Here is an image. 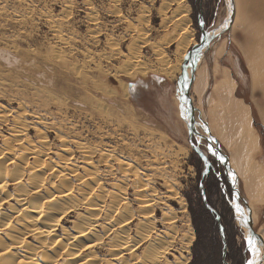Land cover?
I'll return each mask as SVG.
<instances>
[{
	"label": "rangeland",
	"instance_id": "obj_1",
	"mask_svg": "<svg viewBox=\"0 0 264 264\" xmlns=\"http://www.w3.org/2000/svg\"><path fill=\"white\" fill-rule=\"evenodd\" d=\"M234 2L232 29L214 41L224 42L223 51L213 56L210 46L202 59L207 68L204 92L200 98L190 95L210 127L206 112L211 107L212 89L221 73L229 70L235 94L249 109L247 122L257 141L252 158L264 170V93L252 85V69L257 67L252 59L258 48L251 42L252 32H264V0ZM181 4L189 6L186 13ZM200 12L205 27L211 29L225 17V0H0V135L9 134L12 116L22 115L28 142L42 135L47 147L62 152L60 141L66 138L78 164L82 160L72 146L76 139L92 150L100 172L106 169L105 163L99 162L101 153L110 154L116 167L115 158L122 164L130 162L124 170L132 173L134 166L152 189L155 230L149 238L165 228L164 219L172 221L168 235L173 237L174 247L167 254L169 259L186 256V264H224L218 221L202 201L197 159L177 104L175 81L179 74L172 78L158 69L162 60L169 64L177 61L180 42L185 45L181 71L183 57L194 45L186 41L189 37H184L182 28L187 25L197 42ZM139 33L145 37L140 39ZM156 48L164 55L162 59ZM3 114L9 116L8 121L2 122ZM104 171L101 176L106 188L116 180L125 189L133 218L130 235L135 237L140 206L131 184L133 177L125 185L120 172L111 176ZM235 176L243 196L241 180ZM207 184V203L220 215L224 228V259L228 264H244L249 253L242 230L220 184L214 180ZM258 204L251 214L256 231L264 225V190ZM9 205H14L12 200L4 207ZM84 210L80 207L67 213L61 225L68 228ZM187 221L194 238L186 252L180 240ZM107 227L100 223L97 230ZM110 237L105 236L104 242ZM149 238L122 257L139 254ZM108 248L104 244L96 254L108 258Z\"/></svg>",
	"mask_w": 264,
	"mask_h": 264
},
{
	"label": "bare ground",
	"instance_id": "obj_2",
	"mask_svg": "<svg viewBox=\"0 0 264 264\" xmlns=\"http://www.w3.org/2000/svg\"><path fill=\"white\" fill-rule=\"evenodd\" d=\"M233 3L235 17L234 0ZM181 5L186 13L189 6ZM234 17L230 24L231 29ZM55 31L56 37L60 39L57 30ZM182 33L184 37H189L186 40L188 43L198 42L192 40L193 33L187 25L182 28ZM138 37L143 39L145 36L139 33ZM215 40L210 43L213 56L224 49V42L218 43ZM251 42L258 48L255 49L256 54L252 59L257 62V67L252 69V85L264 93V32H252ZM178 44L180 49L177 51V61L169 64L162 60L158 65L163 74L172 78L180 74V62L185 52V45L180 42ZM156 49L158 55H161L160 50ZM135 56L137 55L133 57ZM163 56L162 54L161 59ZM203 62L201 60L197 65L190 88V92L197 98L201 97L206 87L207 68ZM138 67L135 64V68ZM122 71L130 72L126 69ZM221 74L222 77L212 89L211 107L206 112L211 123L209 129L211 128L213 136L228 150L230 166L241 180L243 197L254 215V209L258 207L264 190V170L252 158L257 141L247 122L248 106L235 94L234 81L229 70ZM1 117L2 122L9 120L7 114ZM201 117L205 119L202 112ZM23 119L22 115L12 116L9 134L0 135V264H186V256H173L172 259L167 257L174 247L173 237L168 235L172 221L164 219L165 228L149 238L150 233L155 230V220L151 213L152 189L134 166L133 170L130 168L132 173H129V169L124 170V165L127 168L131 166L130 162L122 164L120 159L114 157L118 163L116 167L111 162L110 154L101 153L99 158V162L103 161L106 165L104 172L111 176L121 173L122 184L126 185L133 177L131 184L137 191L136 199L140 206L139 221L134 225L135 237L130 235L129 223L133 218L125 197V189L116 180L109 183L111 188L104 186L105 181L101 176L103 171L100 172L95 165L92 150H88L84 142L74 140L72 146L79 151V158L82 160V164H78L72 156L73 150L69 147L68 140L62 136V152L47 147L46 141L40 138L44 137L42 135L38 140L28 142ZM262 119L264 121V115ZM214 148L213 143L210 149L218 153ZM8 200H12L14 205L5 208L4 204ZM240 203L242 204L241 201ZM80 207L85 210L75 216L72 225L68 228L62 226L65 215ZM100 223H106L108 227L101 228L103 231L97 230ZM59 227L61 232L57 233ZM257 233L264 243V225L258 228ZM107 235L111 237L105 243L104 237ZM146 238L149 240L139 254H131L128 259L122 257L126 251L136 249ZM193 238L192 228L187 221V230L184 238L180 240L183 251L189 250ZM104 244L109 247L108 258L107 255L101 257L96 254L97 248Z\"/></svg>",
	"mask_w": 264,
	"mask_h": 264
},
{
	"label": "water",
	"instance_id": "obj_3",
	"mask_svg": "<svg viewBox=\"0 0 264 264\" xmlns=\"http://www.w3.org/2000/svg\"><path fill=\"white\" fill-rule=\"evenodd\" d=\"M226 5V15L224 19L211 29H206L204 17L200 12L197 15V25L199 28V39L196 44H194L184 55L183 62L181 64V72L178 75L175 86H176V99L178 102V107L180 115L187 127V133L189 136V143L191 147L198 152L202 159L206 160L204 153L194 145L191 140L192 135L196 137H204L208 142H213L218 153L213 152V149L209 148V151L221 160L225 168V173L228 177V183L231 188L232 201L226 196L228 205L232 211V214L237 221L238 226L242 230L243 238L245 241V249L248 251L249 256L245 259L244 264H248L249 260H252L253 253L249 251V246L247 244L246 237L251 236L256 242L257 255L255 257L256 264H264V243L261 236L254 229L252 215L250 208L245 200V198L240 194L239 191V181L234 174V170L230 166L228 155L224 153L220 142L216 137H214L209 129L208 123L202 119L200 111L194 107L192 97L190 95V88L194 81V72L196 70L199 62L205 57V54L210 49V43L215 39H220V37L230 30V24L234 17V3L233 0H225ZM223 151V153H222ZM207 162V161H206ZM200 188L202 193V198L206 203V198L204 194V189L202 183L200 182ZM226 195V191L224 190ZM242 202V204L240 203ZM208 209L215 213V218L218 221V227L220 231V236L223 244V262L228 264L224 259L226 256V240L224 236V228L220 223V216L210 205L206 203ZM237 206L241 210L240 213L237 212Z\"/></svg>",
	"mask_w": 264,
	"mask_h": 264
},
{
	"label": "flooded vegetation",
	"instance_id": "obj_4",
	"mask_svg": "<svg viewBox=\"0 0 264 264\" xmlns=\"http://www.w3.org/2000/svg\"><path fill=\"white\" fill-rule=\"evenodd\" d=\"M206 29H209V28H206ZM187 135H188V133H187ZM188 139H189V136H188ZM191 140L194 143V145L196 147H198V149H200L204 153L206 160H207V162H206L204 159H202V157L198 154V152H196L192 148V151L194 152V155L197 159L196 165H197V168L199 171L198 172V177H199L198 187L200 189L201 197H202V193H201V188L199 185L200 182L202 183L205 198H206V196H207V185H208L207 183L209 180H214L215 182H218V184H220V187H221L223 195H224V199H225L226 203L228 204L226 196H228V198L230 200H232L231 188H230L229 183H228V177L225 173L224 165L222 164L221 160H219L216 156H214L209 151V148L211 145H213V142H211V141L208 142V140L206 138H204V137L198 138L194 135H192ZM223 151L225 153L224 149H223ZM225 154H227V153H225ZM224 190L226 191V195L224 193ZM202 201L204 202L203 198H202ZM206 203H207V199H206ZM206 203L204 202V205L207 208ZM208 210L215 216L214 212H212L210 209H208Z\"/></svg>",
	"mask_w": 264,
	"mask_h": 264
},
{
	"label": "snow or ice",
	"instance_id": "obj_5",
	"mask_svg": "<svg viewBox=\"0 0 264 264\" xmlns=\"http://www.w3.org/2000/svg\"><path fill=\"white\" fill-rule=\"evenodd\" d=\"M240 211L241 210L239 209V206H237V212L240 213ZM246 240H247V244L249 246V251H251L253 253V257H254L252 260L248 261V264H256L255 257L258 254L257 248H256V242L251 236L246 237Z\"/></svg>",
	"mask_w": 264,
	"mask_h": 264
}]
</instances>
